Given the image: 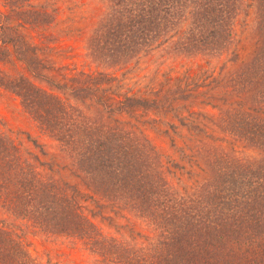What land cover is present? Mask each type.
<instances>
[{
    "label": "trees",
    "instance_id": "1",
    "mask_svg": "<svg viewBox=\"0 0 264 264\" xmlns=\"http://www.w3.org/2000/svg\"><path fill=\"white\" fill-rule=\"evenodd\" d=\"M4 1L0 60L11 66L16 60L24 62L48 77L38 46L22 27L49 25L55 14L32 0ZM110 1L114 8L94 29L89 47L111 66L126 64L143 47L166 39L188 13L192 20L174 41L176 52L223 54L236 43V21L244 4V0ZM257 10L261 38L252 57L220 87L223 98L235 97L221 118L225 132L261 149L263 156L243 160L214 145L212 175L191 192L173 186L168 174L171 164H178L133 120L138 109L160 108L157 97L130 94L108 103L101 89L116 77L98 71L71 78L72 102L25 73L0 71V85L16 93L31 117L59 142L94 198L131 210L156 226L157 240L146 252L106 234L84 210L82 188L2 128L0 212L18 220L20 227L25 222L54 238L81 242L102 264H264V0H257ZM123 112L131 118L116 115ZM6 220L0 218V264H39L28 240Z\"/></svg>",
    "mask_w": 264,
    "mask_h": 264
},
{
    "label": "rangeland",
    "instance_id": "2",
    "mask_svg": "<svg viewBox=\"0 0 264 264\" xmlns=\"http://www.w3.org/2000/svg\"><path fill=\"white\" fill-rule=\"evenodd\" d=\"M32 2L43 5L56 16L49 25L22 27L38 46L46 63L43 73L48 77L38 75L17 60L16 66L0 60V71L25 73L39 86L72 102L75 99L71 93V78L98 71H107L116 77L115 81L103 85L101 89L108 103L111 100L119 102L130 94L157 97L160 108L138 109L133 113V120L170 160L178 164L170 163L168 177L173 186L183 192L194 191L211 177L213 168L210 160L215 152L212 150L214 145L243 160H257L263 156L261 149L222 129L221 116L228 105L235 103V97L223 98L220 93L225 78L249 60L259 44L257 0H244L236 21V43L223 54L216 56L198 52L181 55L176 52L173 43L192 20L188 13L180 27L166 39L143 47L128 63L113 66L98 60L89 47L94 29L114 8L110 0ZM6 9L5 1L0 0V10ZM116 115L131 118L124 112ZM0 128L28 149L40 153L56 166L60 176L78 185L80 190L82 188L84 210L106 234L134 243L143 252L157 240L158 230L149 219L131 210L117 208L112 203L105 204L99 197L94 198L85 185L84 177L70 161L69 155L61 150L59 142L31 117L16 93L1 85ZM0 218L6 220L7 217L0 212ZM7 220L9 227L28 240L39 264H102L99 257L81 242L54 238L25 222L20 227L18 220Z\"/></svg>",
    "mask_w": 264,
    "mask_h": 264
}]
</instances>
